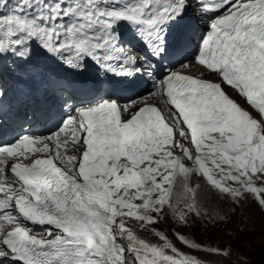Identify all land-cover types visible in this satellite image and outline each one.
Instances as JSON below:
<instances>
[{"label":"snow or ice","instance_id":"1","mask_svg":"<svg viewBox=\"0 0 264 264\" xmlns=\"http://www.w3.org/2000/svg\"><path fill=\"white\" fill-rule=\"evenodd\" d=\"M41 57L99 73L53 77ZM161 60L175 67L160 75ZM117 77L151 89L124 104L98 94ZM41 94L65 111L56 130L0 142V264H222L230 247L177 229L264 213V0H0V128L28 123ZM169 216L187 251L156 227Z\"/></svg>","mask_w":264,"mask_h":264},{"label":"rangeland","instance_id":"2","mask_svg":"<svg viewBox=\"0 0 264 264\" xmlns=\"http://www.w3.org/2000/svg\"><path fill=\"white\" fill-rule=\"evenodd\" d=\"M180 186L176 188L179 193ZM216 202L210 206H215ZM224 211H227L225 208ZM156 227L163 231L178 248L183 246L172 235L173 223L169 216L167 222H161ZM177 230L189 239L205 245L230 247L233 255L222 264H264V213L258 210L245 209L242 213L232 215L227 224L224 222L213 223L196 217L189 218V226ZM145 235L160 243L150 232ZM203 257V254H200Z\"/></svg>","mask_w":264,"mask_h":264},{"label":"bare ground","instance_id":"3","mask_svg":"<svg viewBox=\"0 0 264 264\" xmlns=\"http://www.w3.org/2000/svg\"><path fill=\"white\" fill-rule=\"evenodd\" d=\"M130 228L133 229V231L142 239L147 240L150 243H154L156 244L157 242L152 240L150 237H148L147 235H145V230H142L138 224H136L135 222H131L128 225Z\"/></svg>","mask_w":264,"mask_h":264}]
</instances>
